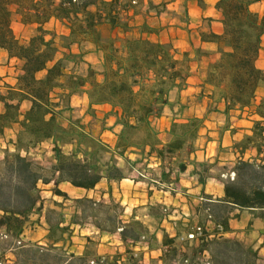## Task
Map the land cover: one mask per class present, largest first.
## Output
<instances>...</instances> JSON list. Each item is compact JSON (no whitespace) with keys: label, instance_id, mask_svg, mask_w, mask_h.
I'll return each instance as SVG.
<instances>
[{"label":"trees","instance_id":"obj_1","mask_svg":"<svg viewBox=\"0 0 264 264\" xmlns=\"http://www.w3.org/2000/svg\"><path fill=\"white\" fill-rule=\"evenodd\" d=\"M196 1L205 5V0ZM257 1L260 0H215L222 32H204L201 39L215 42L217 49L210 53L195 48L197 57L211 55L205 83L216 89L225 109L253 106V113L260 117L253 123L252 134L234 143L241 154L253 146L255 155L233 164L223 181L221 198L202 197L201 208L207 214L205 218L213 223L211 230L204 226L205 218L194 226L191 221L177 220L175 235L161 228L158 242V230L148 232L134 214L129 220L124 219V208L112 196L110 183L124 177L114 162L115 156L133 166L134 162L125 155L129 149L155 154L164 166L162 181L176 180L186 169L179 152L187 144L189 149L193 147L202 119L173 121L170 139L164 144L151 124L162 106L169 103L166 92L173 86L182 87L187 76L177 67L170 46L127 35L120 40H102L98 29L102 23L124 33L128 31V19L121 15L128 1L0 0V49L16 64L15 83L0 85V135L5 129L14 128L0 159V233L15 241L28 223L44 224L47 241L46 246L36 243L17 246L13 250L14 264H148L141 244L148 252L160 250V255L150 258L149 264H264L257 250L225 235L232 231L229 221L238 219L244 210L251 216L246 230H264V97L254 105L258 87H264V67L258 65L260 56L264 58L261 39L264 12L251 9ZM13 12L22 24L35 28L24 42L12 27ZM51 18L60 21L68 33L56 35L48 29L46 24ZM83 42L91 43L103 53L100 70L88 65L84 75L66 73V64L82 61L83 55V51L71 52L70 46ZM79 92L86 94L90 105L111 106L115 123L121 126L114 147L79 130V121L65 114L72 109L70 97ZM44 143L50 145L54 159L48 174L23 154ZM65 147L70 150L65 151ZM107 153L109 160L103 162ZM102 178L107 180L108 190H101L100 198L88 195L70 198L59 187L61 182H68L73 187L94 191ZM39 183H53L52 194L63 201H54L55 207L42 212ZM170 189L174 190L172 186ZM67 200L72 201L68 218L63 208ZM147 207L166 210L161 204ZM33 216L34 220H30ZM163 216L155 217L162 221ZM86 224L100 237L117 235L121 247H116L112 254H98L89 246L91 237L85 236L87 243L80 254L64 249L63 244L71 241L73 228ZM181 233L193 235L189 253L176 244ZM4 253V249L0 250L1 258ZM203 257L206 260L201 263Z\"/></svg>","mask_w":264,"mask_h":264},{"label":"crops","instance_id":"obj_2","mask_svg":"<svg viewBox=\"0 0 264 264\" xmlns=\"http://www.w3.org/2000/svg\"><path fill=\"white\" fill-rule=\"evenodd\" d=\"M138 1L139 5L136 6L138 9L135 7L124 14L128 19V31L124 33L117 27L102 23L98 26L102 40L108 41L111 38L120 40V38L127 35L167 44L170 46L174 58L178 61L177 67L187 74L182 87L173 86L166 92L169 103L163 105L160 114L151 119V124L162 144L170 139L169 128L173 121L197 117L202 119V124L192 141L193 147L189 149L187 144L179 152V157L185 164L186 169L178 174L176 180H171V182L161 180V171L164 166L155 154H147L146 151L141 154L137 150L129 149L125 155L134 162L132 163L133 166L129 167L124 159L115 156L114 162L122 169L124 177L120 180H111V192L112 196L123 206L124 213L130 207L129 214L132 215L133 209L139 203L145 207L161 204L172 212L187 216V218L182 217V219L187 222L191 221V225L194 226L199 219L207 216L205 210L201 208L202 197L209 195L213 199L221 198L224 194L223 181L233 164L240 158L250 159L254 157L255 149L253 146L250 145L241 154L234 148V143L242 140L246 134H252L253 123L259 120L260 117L253 113V106L243 110L235 108L226 110V104L218 97L216 89L205 83L206 66L211 55L197 57L195 48L199 47L202 51L210 53L217 49L215 42L201 39V34L204 32H222L220 16L214 8L215 0H205V6L203 7L198 5L196 0ZM163 6L165 8L162 11L160 9ZM180 7L183 8L182 12ZM251 9L258 13L264 12V0L254 2ZM181 19L184 20L181 21ZM47 24L51 27L60 26L62 28L61 34L68 33V29L54 18H51ZM261 39L262 45H264V34ZM118 44L119 42L116 41V45ZM88 49L84 52L81 45L77 43L70 46L73 53L83 51L82 61L84 63L86 60L92 59V54H97L99 58L96 60L102 63L103 53L91 43H88ZM0 54L9 62L15 61L9 59L7 53L2 49H0ZM77 63L71 64L76 67ZM258 65L264 67L263 56H260ZM15 74L12 77L13 79L6 83L14 84ZM77 95L78 93L70 97L72 109L70 112L65 113L67 116L71 115L72 118H74L73 113L76 107L73 100ZM261 97H264V87L259 86L254 104L258 103ZM81 99L84 109L79 110L80 114L76 116L78 117L76 119H79L78 121L82 125L79 130L90 133L111 148L114 147L121 126L115 123L116 116L112 113L111 106L108 104L90 105L85 93H81ZM104 121L107 123H104ZM95 122L97 123L95 124ZM5 130L12 131L14 128ZM67 149L70 150V147H67ZM106 155L108 156L103 159V162L109 160L110 153ZM53 163L54 159L51 160V165ZM218 166L222 169L218 170L216 168ZM138 167H141L142 171L150 170L152 177L146 178L143 174L138 173ZM102 168L105 169V167ZM175 171L176 166H174L173 173ZM129 173H132L133 176ZM46 185L42 184V187ZM60 186L66 187L65 190L60 189L68 195H70V192L74 193L75 196H70L72 198L83 195L100 198L101 190H105V192L108 190V182L105 178H102L96 184L94 191L73 187L68 182H61ZM171 186L176 189L171 190ZM156 195V202H152V198ZM104 197H108L107 193L104 194ZM173 207L174 209H172ZM250 217L248 211H242L238 219L229 221L232 231L225 235L235 237L245 246L257 250L260 261L264 263V230H246ZM134 218L136 219L137 216L134 215ZM171 218L172 216L169 213L162 221L166 220L175 224L176 221L170 220ZM212 225L213 223L206 217L204 226L211 230ZM169 235L173 236L175 233ZM156 237L157 241L160 242L161 233L157 232ZM142 249H146L144 244ZM153 251L160 252L159 249Z\"/></svg>","mask_w":264,"mask_h":264},{"label":"rangeland","instance_id":"obj_3","mask_svg":"<svg viewBox=\"0 0 264 264\" xmlns=\"http://www.w3.org/2000/svg\"><path fill=\"white\" fill-rule=\"evenodd\" d=\"M128 7L127 9L121 13L122 18H125L124 14L131 9L135 8L136 6L138 7L139 1L135 0V3H132V0H127ZM168 3V2H167ZM165 4V3H164ZM205 6V5H204ZM136 7V8H137ZM203 7V6H201ZM165 6L161 8L160 10H164ZM138 9V8H137ZM183 8L180 7V11L182 12ZM184 19H181L183 21ZM12 27L14 29L15 34L17 37L20 39V41L24 42L27 40V38L32 35L35 32V28L33 25H25L22 24L19 16L16 14V12L12 13ZM46 27L50 30H52L56 35L61 34L62 28L60 26H52L47 24ZM103 31V30H102ZM81 48L84 52H86L88 49V42H83L81 45ZM57 56H60L58 54ZM96 56V57H95ZM98 55L97 54H92V59L84 61H79L75 67V65H72L71 63L66 64L65 71L66 73L73 72L75 74H81L84 75L86 73V69L88 65L92 66L95 70H100L101 68V61L98 62ZM97 59V60H96ZM15 61H8L4 56L0 54V85H2L4 82H10L16 73L15 69ZM100 78V76H98ZM149 84V82H147ZM73 102L76 104L75 106V111L73 113L74 118H78L76 116H79V110L84 109V105L82 104V99H81V93L79 92L77 96H75ZM255 105V104H254ZM101 112V110H100ZM79 120V119H77ZM97 121V120H95ZM97 122H95L96 124ZM104 123H107L104 121ZM80 124V123H79ZM84 124V123H82ZM82 126V125H81ZM85 126V125H84ZM109 126V125H108ZM13 131L5 130L3 135H0V159L4 155V151L7 148V139L11 137ZM108 138V136H106ZM104 138V137H103ZM10 151L13 150L12 147L9 149ZM65 151H68L67 147L64 148ZM26 155L29 159L34 161L38 166H40L44 173L48 174V170L51 167V160L53 159L52 153L50 151V145L44 143L41 144L33 149L30 150L29 153H23ZM108 155L104 154V158H106ZM218 170L222 169L221 167H216ZM216 168H214L216 170ZM138 173L143 174L144 176L151 178V172L149 171H142L141 167H138ZM131 176L132 173H129ZM137 175V174H135ZM138 176V175H137ZM53 186V183H49L46 186L42 187V184L39 183V187L41 189V196L43 200V209L42 212L45 211L49 207H55L53 204L54 201L57 202H62L63 199L57 195H53L51 192V188ZM63 190H65L66 187L60 186ZM125 188V187H123ZM174 190L176 189L175 187ZM70 196H75L74 193L70 192ZM72 198V197H70ZM155 198H157V195L152 198V202H156ZM143 199V198H142ZM63 208L65 209L64 212L67 214V218L69 214L72 212V201L67 200L63 202ZM174 209V207L172 208ZM130 207L127 212L124 213V219L129 220L130 218ZM170 213V216L172 218L170 220H182L183 223H186V220H183L182 217L187 218V216L180 215L178 212H172L171 210L167 209L166 210H161L159 208H154L150 209L148 207H145L144 205H140V203L133 209V214L137 216V220L141 221L143 226L148 230V232L152 233L155 230H158L159 234L161 233L160 229L164 228L169 234H174L175 233V224L169 223L166 220L163 221H158L155 216L160 214H164L163 219ZM35 216L31 217L30 220H34ZM181 229L183 228V225L180 227ZM45 234H46V228L45 225H39V224H27V226L24 229V233L21 235L19 240H9L3 232L0 233V246L2 249H4V257L1 258L0 256V264H14V255H13V250L19 246L20 244H30V243H36L41 246H46V239H45ZM187 233H181L180 236L176 239V244L180 250L187 251L188 253L190 252L192 244H194L191 240V238L186 235ZM85 236H89L92 239L91 244L89 246L92 249H96L98 254H103V253H109L112 254L116 250V247H121L120 242L117 239V235H102L101 237L94 231L89 224L84 225V226H75L73 228L72 236H71V241H66L63 244V248L66 249L67 251L74 252L76 255L80 254L83 250V248L86 245V238ZM6 239L8 241H6ZM153 244L155 245V240L152 239ZM60 245V244H59ZM143 246V244H141ZM0 249V250H2ZM143 250V258L148 264L150 263V258H157L160 255L159 251H153V252H148L147 249H141ZM206 258L203 257L201 260V263L205 262Z\"/></svg>","mask_w":264,"mask_h":264},{"label":"built area","instance_id":"obj_4","mask_svg":"<svg viewBox=\"0 0 264 264\" xmlns=\"http://www.w3.org/2000/svg\"><path fill=\"white\" fill-rule=\"evenodd\" d=\"M132 3H135V0H132ZM188 237H189V238H192L193 235H192V234H188Z\"/></svg>","mask_w":264,"mask_h":264}]
</instances>
